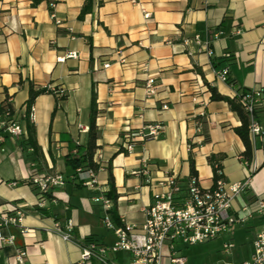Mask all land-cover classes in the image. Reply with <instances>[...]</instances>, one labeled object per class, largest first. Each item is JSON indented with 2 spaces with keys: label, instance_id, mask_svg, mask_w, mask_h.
<instances>
[{
  "label": "crops",
  "instance_id": "0c3cea01",
  "mask_svg": "<svg viewBox=\"0 0 264 264\" xmlns=\"http://www.w3.org/2000/svg\"><path fill=\"white\" fill-rule=\"evenodd\" d=\"M85 1L39 0L33 6L31 0H0V105L11 106L24 134L0 136V207L25 211L21 226L0 228V264H15L18 250L25 252L23 264H77L86 238L106 248L115 241L112 231L101 227L103 211L92 200L110 190V176L120 225L140 229L144 208L160 192L158 182L166 177L186 182L190 159L200 185L213 186L210 158L228 184L249 179L229 211L235 218L246 216L244 207L252 213L233 231L247 242V261L264 225V216L254 213L256 202L264 200V0H93L91 13L79 20ZM195 35L209 41L210 55L183 45ZM222 68L228 70L226 83L216 78ZM149 78L155 83L152 95L145 89ZM30 85L65 93L58 102L48 92L36 97L32 124L26 115ZM92 89L98 110L94 189L81 185L64 162L87 143ZM212 89L229 99L241 91H260L255 117L262 134L251 141L255 172L243 160L244 146L233 132L239 118L227 103L211 99ZM25 120L34 131L36 161L21 143ZM153 123L164 126L163 134L136 143L127 154L125 130ZM81 127L85 133H79ZM55 173L64 184L39 206L29 180ZM68 222L71 239L64 240ZM233 233L220 237L228 235L225 243L233 244ZM118 253L124 254L119 263L128 264L124 251L106 252L109 264Z\"/></svg>",
  "mask_w": 264,
  "mask_h": 264
},
{
  "label": "built area",
  "instance_id": "2783aa9c",
  "mask_svg": "<svg viewBox=\"0 0 264 264\" xmlns=\"http://www.w3.org/2000/svg\"><path fill=\"white\" fill-rule=\"evenodd\" d=\"M143 16L149 18L150 14L141 9ZM54 23L55 20L51 15ZM218 35V34H217ZM215 35V37H217ZM184 46L193 45L197 51L205 50L210 55L209 41H202L200 36L195 35L191 39L182 41ZM190 56L191 52L188 53ZM73 56V54H70ZM124 64V61H120ZM109 64L104 63L103 68H108ZM227 68H222L216 72V78L227 82ZM153 78L147 79L145 89L147 94L155 92ZM58 99L65 96L63 89L47 88ZM238 96V95H237ZM260 91L245 92L240 97V103L250 116L248 135L250 141L262 134V127L256 119L252 118L258 107ZM161 109H166L163 105ZM27 119L30 124L34 121L33 109L30 108ZM86 128L81 127L79 133H85ZM5 132L12 137H21L22 129L16 124H8ZM164 132L161 123L147 124L137 131L132 132L126 129L123 135V150L129 154L133 151L135 144L159 138ZM32 152V149H29ZM98 164L97 161H93ZM251 172L256 168L251 163H247ZM214 182L211 188H203L196 176H191L186 182H180L174 177H166L158 182L160 192H158L149 206L144 208V223L140 229L128 225H115L111 219L110 212L113 209V202L106 198L104 194L95 195L92 200L99 203L103 209L101 221L107 230L112 231L115 241L110 247H97L93 242L86 243L82 248V254L77 264H88L95 260L98 264H109L105 256L106 252L116 253L124 251L129 253L130 261L128 264H163L168 260L169 264H186V258L176 250V245L192 246L198 243L215 240L224 234L232 233L237 225L247 222L252 213L244 207L242 212L246 216L235 218L230 214L231 201L242 193L248 185V178L244 182L228 184L222 176L221 169L217 164L214 165ZM146 176V172H141ZM79 183L88 188L94 189L97 186L95 172L89 168L78 169L76 171ZM145 183L150 184L149 178H145ZM64 184L61 174H46L41 177H34L30 180V185L38 193L39 206L46 196H50L54 189ZM11 183L9 186H15ZM257 210L254 212L261 217L264 216V200L256 202ZM25 211L20 208L2 210L0 207V228L8 226H21ZM67 231L62 233L64 240H70L72 223L66 225ZM25 230H23L24 232ZM12 238L6 242L11 243ZM234 248L231 243L222 246V252L227 254ZM170 252V256L163 255V250ZM25 252L18 250L15 255V264H23ZM227 264V263H220ZM240 264H264V225H261L252 243V253L247 261Z\"/></svg>",
  "mask_w": 264,
  "mask_h": 264
},
{
  "label": "trees",
  "instance_id": "16d2710c",
  "mask_svg": "<svg viewBox=\"0 0 264 264\" xmlns=\"http://www.w3.org/2000/svg\"><path fill=\"white\" fill-rule=\"evenodd\" d=\"M32 5L36 6L39 3V0H31ZM92 3L93 0H86L79 12L78 19L82 20L87 14L91 13L92 11ZM51 93L47 88H34L32 85L29 86V96L28 101L26 104V115L29 112L32 102L35 100L36 97L43 93ZM246 91H241L238 93L233 99H229L226 97L220 96L214 89L211 90V99L213 101H223L229 105V108L232 112H234L237 117L239 118L241 125L233 129L235 135L241 140L244 151L242 153V158L246 163H250L253 157V145L249 139L248 135V126L250 124V116L244 110L242 104L240 103V97L245 94ZM64 96L60 99L55 97L56 101L63 100ZM257 109V108H256ZM254 112L252 118L256 119ZM98 115L97 104H96V94L94 90H91V97H90V113H89V127L87 132V143L85 146H77L76 152L74 154H68L65 159V165L70 167L74 171V176H76V171L78 169L89 168L92 169L95 173L99 169V164L93 162V156L96 150V118ZM15 124L17 123L14 112L11 106L5 101L3 104L0 105V136H5V129L8 124ZM25 130H26V137L22 140V146L25 150L32 149V156H34V161L39 158V152L37 148V143L34 140V131L31 125L27 123L25 120ZM5 132V133H4ZM24 134L22 135V137ZM212 167L214 168L215 160L213 158L209 159ZM191 176H196L194 171V163L193 160H189ZM190 176V177H191ZM32 177L30 178V180ZM29 180V181H30ZM111 187L110 190L106 193H103L106 198L110 199L113 203L117 200V195L115 193L114 185L112 183V176H110ZM111 219L117 225H120L118 218L116 216V212L114 209L110 212ZM92 242L91 238H86L84 243Z\"/></svg>",
  "mask_w": 264,
  "mask_h": 264
},
{
  "label": "rangeland",
  "instance_id": "374dc122",
  "mask_svg": "<svg viewBox=\"0 0 264 264\" xmlns=\"http://www.w3.org/2000/svg\"><path fill=\"white\" fill-rule=\"evenodd\" d=\"M101 227L103 228V230L106 229L102 221H101ZM232 233H229V234L232 235ZM233 234L236 237H234L233 240H231L230 242L233 243L234 248L230 250V252L227 254H224L222 252V245L226 241H229L228 235L222 238L220 237L215 240L198 243L192 246H180L178 244H175L176 250H179L180 255L186 258V264H220V263L240 264L241 262L246 261L245 254L247 252L246 250L247 242L243 240L244 239L243 237L239 236L240 235L239 231L236 230ZM242 243H245V244H242ZM163 255L168 257L170 256V252L164 249ZM123 256H124L123 253L115 254V258L117 261H114V263L120 264L119 260ZM163 264H169V261L164 260Z\"/></svg>",
  "mask_w": 264,
  "mask_h": 264
}]
</instances>
